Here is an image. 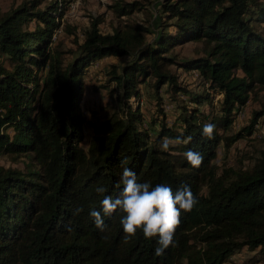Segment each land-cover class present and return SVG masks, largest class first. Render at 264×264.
<instances>
[{
    "label": "trees",
    "instance_id": "1",
    "mask_svg": "<svg viewBox=\"0 0 264 264\" xmlns=\"http://www.w3.org/2000/svg\"><path fill=\"white\" fill-rule=\"evenodd\" d=\"M159 1L154 32L127 20L140 3L114 0L119 26L103 33L97 17L82 38L62 22L69 0H25L0 14V156L28 159L22 170L0 165V264H225L242 251L264 258V149L240 168L214 163L220 146L256 139L264 118V108L251 110L246 126L227 135L237 111L264 91V2ZM188 44L200 49L178 61ZM107 58L124 59L98 74L104 90L115 84L109 95L118 94L119 110L91 125L85 148L84 79ZM171 67L195 73L201 90ZM208 122L213 139L202 135ZM181 135L190 142L161 149L165 136ZM188 150L203 155L198 168ZM125 167L137 182L188 185L197 197L160 256L158 237L138 230L125 239L121 210L102 213L103 229L89 214L105 195L119 196Z\"/></svg>",
    "mask_w": 264,
    "mask_h": 264
},
{
    "label": "rangeland",
    "instance_id": "2",
    "mask_svg": "<svg viewBox=\"0 0 264 264\" xmlns=\"http://www.w3.org/2000/svg\"><path fill=\"white\" fill-rule=\"evenodd\" d=\"M23 1L25 0H0V14H3L9 11L11 8L20 5ZM113 1L114 0H106V2H102V0H69L68 9L62 19V22L67 20L69 25L74 27L76 33L80 38H82V34L90 28L91 19L101 17L102 23L100 24L99 28L103 33H110L113 28L119 26L121 23V19H118L111 12V10H109V6L113 4ZM124 1L138 2L141 5V11L134 12V14H132L127 20L131 21L132 23L151 26L150 30L151 32H154L155 24L159 22L158 9L160 1ZM259 1L264 2V0ZM66 43L68 46H70V39H68ZM199 49L200 45L198 44H188L183 47V49H179V51L175 52V56L178 61L191 59L196 56L195 52ZM123 61L124 59H103L96 62L85 75L84 81L86 91L81 101L84 110L83 113L88 120L87 126L84 129L85 138L83 146L85 148L88 146L93 135L91 125L95 123H102L111 113L119 110V105L117 103L118 94L115 92L113 95H109V90L115 88V84L110 83L108 85L109 89L107 90L101 88V84L106 83V79H104L102 75H98L101 73L99 70L103 66L121 65ZM171 70L179 74V77L182 81L181 83L186 85L190 90H198L199 88L201 90V81L197 78V76L185 72L183 73L181 70L175 69V67H171ZM94 89H96L97 92ZM142 90L144 92L146 91L144 90V87ZM164 98L166 97L164 96ZM131 103L134 107H136L134 101H131ZM261 108H264V91L260 92L256 99H250L246 107H244L242 110L244 113V119H239L236 117L235 125L233 126L232 131L227 132V135L229 136V134L237 132L246 126L248 120L250 119V111L259 110ZM173 109L174 105H166L165 112L167 114H172ZM262 122H264V118L259 119L257 124H261ZM168 124H170V122H168ZM255 138L256 139L253 140L242 139L236 141L228 150L220 146V148L217 150V158L215 159L214 163L220 168H240L241 165L247 166L249 164L248 159H251L256 151L264 149V139H259L257 137ZM27 162L28 159L26 157L13 158L11 156H0V165L5 168L10 167L22 170L24 169V164ZM258 259L259 261H257ZM225 264H264V258H262V256L257 253L242 251L236 256L230 258Z\"/></svg>",
    "mask_w": 264,
    "mask_h": 264
},
{
    "label": "clouds",
    "instance_id": "3",
    "mask_svg": "<svg viewBox=\"0 0 264 264\" xmlns=\"http://www.w3.org/2000/svg\"><path fill=\"white\" fill-rule=\"evenodd\" d=\"M216 125L205 123L202 128V135L208 139L214 138ZM191 137L183 138L177 136L169 138L165 136L160 147L168 152L170 148L187 144ZM187 162L194 168H198L203 162V155L199 152L188 150L184 153ZM120 183L123 185L119 196L105 195L100 201L101 210H90V216L94 218L97 228L103 229V215H111L118 209L124 215L120 223L123 226L125 239L136 236L137 231L143 233L145 239L158 237V247L155 248V255L160 256L164 250L174 244V236L180 224L181 211L190 212L198 203L196 195L188 185L173 191L165 184H157L154 187L149 182H137L136 174L130 168H123ZM97 193L103 194L106 188L101 186L95 189ZM77 208L75 214L82 212Z\"/></svg>",
    "mask_w": 264,
    "mask_h": 264
},
{
    "label": "built area",
    "instance_id": "4",
    "mask_svg": "<svg viewBox=\"0 0 264 264\" xmlns=\"http://www.w3.org/2000/svg\"><path fill=\"white\" fill-rule=\"evenodd\" d=\"M102 2H106V0H102ZM55 39V35L53 36V40ZM195 76H196V74L195 73H193ZM220 96H218L217 98H219ZM217 100V99H216ZM131 101H134L135 103L134 104H136L137 105V101H135L134 99H131ZM140 105H142V101L140 102ZM243 108H241V109H239L238 111H237V115H236V117L237 118H239V119H244V113H243ZM254 137H257V138H259V139H264V122H262L261 124H256V126H255V132H254Z\"/></svg>",
    "mask_w": 264,
    "mask_h": 264
}]
</instances>
